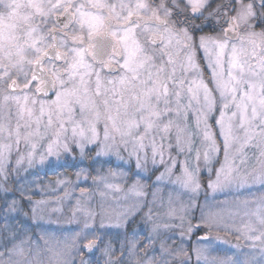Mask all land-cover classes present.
<instances>
[{
	"label": "snow or ice",
	"instance_id": "1",
	"mask_svg": "<svg viewBox=\"0 0 264 264\" xmlns=\"http://www.w3.org/2000/svg\"><path fill=\"white\" fill-rule=\"evenodd\" d=\"M193 258L264 264V0H0V264Z\"/></svg>",
	"mask_w": 264,
	"mask_h": 264
},
{
	"label": "rangeland",
	"instance_id": "2",
	"mask_svg": "<svg viewBox=\"0 0 264 264\" xmlns=\"http://www.w3.org/2000/svg\"><path fill=\"white\" fill-rule=\"evenodd\" d=\"M69 163H73L71 161H69ZM87 165L84 164V165H80V167H86ZM76 167L73 166V167H66V168H59L58 171L59 173L61 174H66L68 175L69 177H71V179L73 181H75V171H76ZM162 170V169H161ZM93 175H95V173H93ZM58 178L57 176V171H54V170H48L47 171V176L44 175V172L41 171L40 172V181L41 183H46L47 181L51 180V181H55L56 179ZM109 182L111 183H118V184H122L123 181L120 180L118 177L117 178H110L109 179ZM52 188H56L57 186L55 184H52L51 185ZM62 187V186H61ZM125 189L127 188V185L125 184L124 185ZM80 189H85L87 190L88 192V195L84 196V197H81L80 196ZM69 191L72 192V197L70 198L71 202L74 203L75 199L77 198H80V199H85V200H90L91 201V204L94 208H96L99 204H104L105 207H108V206H111L112 208H116L117 205L116 203L113 201L112 199V196L113 195H116L117 197H119L120 195H123V193H119V194H108L106 197L102 198L100 193L105 191V189L103 188L102 185L100 186H95L92 184L91 180H88L87 182H84V181H80L78 183V186H74V188H69ZM259 193H257L258 195ZM53 196L55 195H60L62 196L63 195V191L60 190V191H57L56 193L52 194ZM34 198L36 199H40L41 197L39 195L35 196ZM129 198L131 199V195L129 194ZM244 197H240V199H243ZM186 199V197H185ZM237 197L234 196V195H218L217 196V200L218 201H228L229 203L226 204L224 206V211L225 213H227L229 210H232V211H235L236 209L233 207L232 205V201L236 200ZM249 199H251V197H249ZM200 202L202 203L203 202V197H201L200 199ZM68 201H65V205L67 206L68 205ZM98 210V209H97ZM197 215H199V213H197ZM197 221H193V223H196ZM236 225L237 226H240L241 224V219L240 217H236ZM63 227L65 228H70L72 227V225H62ZM204 233L201 232V231H196L192 237H191V244H186L185 246L188 248L189 252L191 253V248L192 246L195 244V241H196V237L197 236H200V235H203ZM222 236H227L229 239H231L233 241V243H235V236L232 235V234H229V233H226V232H221L220 233ZM140 239L143 241L144 237H143V234H141V237ZM171 243V242H170ZM181 242L179 240H176L175 243L173 244V246H176L178 244H180ZM240 243L242 246L244 247H247L246 245V242L241 239L240 240ZM145 252H147L149 255H151L152 253L149 251L148 248H145L144 249ZM223 254V253H221ZM192 264H195V259L193 258V261H192Z\"/></svg>",
	"mask_w": 264,
	"mask_h": 264
}]
</instances>
